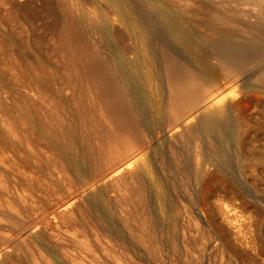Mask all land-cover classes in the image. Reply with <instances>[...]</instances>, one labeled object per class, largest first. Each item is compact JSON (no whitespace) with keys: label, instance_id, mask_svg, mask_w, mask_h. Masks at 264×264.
I'll use <instances>...</instances> for the list:
<instances>
[{"label":"bare ground","instance_id":"obj_1","mask_svg":"<svg viewBox=\"0 0 264 264\" xmlns=\"http://www.w3.org/2000/svg\"><path fill=\"white\" fill-rule=\"evenodd\" d=\"M138 1L107 0L105 12L87 0H0V264H66V252L68 264L79 259L69 247L50 241L48 228L45 236L51 222L73 232L85 254L95 257L94 247H104L95 264H106L107 258L142 264L141 247L161 261L162 235L175 253L177 231L186 235L190 225L198 237L181 236L184 258L180 263L179 254L167 257L170 264H195L187 253L218 240L215 229L206 228L204 188L211 182L209 171L220 172L226 162L217 142L228 130L229 113H239L248 94L236 83L247 65L264 62V23L259 22L264 11L253 22L256 18L245 20L248 14L238 8V18L237 10H230L264 7V0H142L158 12L161 37L141 19ZM195 36L203 45L201 61L226 87L173 49L175 42ZM138 48L154 76L156 129L167 137L168 168L176 181L190 182L187 196L197 211L189 217L182 202L169 200L166 227L152 214L148 191L158 189L166 197L167 180L150 166L154 138L128 70L138 62ZM118 52L131 57L125 60ZM259 73L264 82V66ZM251 151L242 159L264 166V144ZM146 177L151 184H145ZM162 207L157 208L164 214ZM183 213L190 227L179 223ZM3 227L10 235L4 236ZM215 245L223 252L222 243Z\"/></svg>","mask_w":264,"mask_h":264},{"label":"rangeland","instance_id":"obj_2","mask_svg":"<svg viewBox=\"0 0 264 264\" xmlns=\"http://www.w3.org/2000/svg\"><path fill=\"white\" fill-rule=\"evenodd\" d=\"M32 1H34V0H32ZM89 1L90 2H88V0H87V3H92V5L97 6L102 11L108 12V10H106L107 8L109 9V7H107V5H106L107 0H89ZM83 2H84V0H83ZM85 2H86V0H85ZM138 3L140 5V9H141V19L143 21L146 20V22H151L154 26V30L157 33H159L160 34L159 36L161 37L163 34L162 33L163 23H161V22L157 23L156 22V21H159L158 19H161V18L157 17L158 15H156V14H158V12H156L155 9L152 10L151 7H145L144 1H142V0H139ZM101 4L103 7L100 6ZM194 8H196V7H194ZM232 8H233V10H232ZM232 8H231L230 12H234L238 8V10L241 12L242 16H244L245 14H248L247 16L245 15V18H246L245 20H249L248 18H250V17L252 20L256 18L255 21L253 20V22H257L258 21L257 18L260 17V14L262 13V11H264V10H262V9H264V7H255V8L254 7H236V8L232 7ZM238 10L233 14L235 16L237 15L236 18H238V15L241 16L238 13L239 12ZM241 10H243V13ZM260 11H261V13H260ZM257 12H259V13H257ZM255 13H256V15H254ZM261 17H264V14H261ZM251 19L249 21H251ZM259 22L264 23V19H262ZM164 37L166 39V36H164ZM194 39H196V40H194ZM199 43H200L199 39L195 36V38L191 37L188 39H182L181 41L175 42L174 43L175 47L174 46H172V47L177 53L182 54V56H185L187 61H189V63H192V61H196V62H198V64L201 67H203V69H205V71L211 72L209 67L201 61L200 57L202 56L201 51L203 49V47H201V46H203V45L202 44L198 45ZM205 45H206L205 48H207L208 50H210L212 47L211 43L208 44V42H206ZM137 53L140 54V55H137V58H139L138 62H137V64L132 63V66H130V68L128 69L131 71L130 72L128 71V72L130 74L132 81L134 82V86L136 85L135 86L136 87L135 88V92H136L135 98H136L137 102H139V109H140V112L142 113L141 115L145 119H147V120L149 119L148 121L150 122V125H151V131H152L153 138H154L152 150L153 149L154 150L150 152L151 153L150 157H149L151 159L150 160V166L154 169V172L158 173L159 175L162 176V178L164 177V179L167 180L166 197L164 195H161V193H159L158 189H157V192L155 191L154 188L152 189V191H148L149 192L148 194L150 196L149 201L151 203L150 204L151 205L150 210H151V212L153 211L152 214L155 217L158 214L156 219L160 220L159 222L160 223L162 222L161 225L166 227V225L169 221L166 203L169 200L172 199L173 201H177L179 204H180V202H182L180 205L184 209V211H186V213L188 212L187 216H189V217L195 216V214L197 216V211L195 210V207L192 206V204L190 203V196L189 195L187 196V193L190 194V192H191L190 182H188V180H185V179L182 180L183 182L180 181L182 184L179 181H176L177 178L174 177L173 172H172V168H168L167 163H168L169 154L166 151L167 137L164 134H162L161 132H159L160 131L159 129H156L157 122H158V119H156V118H158V114H159L158 113L159 105H158L157 101H155L157 99L156 88H154L152 83H151L152 80L154 79V76L152 74V71L148 67V64L144 63L141 60V48L140 49L138 48ZM119 54L125 60L126 59L129 60L131 57V54L129 55V53H119ZM126 54H127V56H126ZM128 55H129V57H128ZM261 61H260V63L259 62L250 63L249 64L250 66L247 65L245 67L246 73L243 70L240 81H238L236 83L237 86H239V88H242L244 90L246 89L245 94L246 93H248V94L244 95L245 97L243 98L242 101L245 104L246 103L247 104L245 105L243 103L242 110H240L239 113H236V112H235V114H234V112L229 113L228 130H226V127H225L224 136H222V138H219L218 139L219 141L217 142V148H220L218 156L219 157L224 156V159H225L224 161H226L227 163L224 161H223L224 163H221V166H220L221 169H220V172H218V173H214L211 170L209 171V173H210L209 180L211 179V182L208 181V186L206 188H204V196L206 197L204 200V204L206 206V211H205V208H203L204 209L203 213H204L206 220H207V223L209 225V227H206V228L208 230L214 228L215 229V230L213 229L214 232L218 233V234H216L218 236V240L214 241V243L212 241L208 242L206 240L203 243L204 244L203 248L205 250L202 248L198 249L196 247L198 250H196V252H193L192 255H191V253H187L188 254L187 256H189V254H190L189 257L192 256L191 259L193 258V260H195V262H196L195 264H264V168H262L264 166L253 165V164H250L247 160H243L244 158L247 157V155L249 153H250L249 155L252 154L251 150L254 149V151H255V149L257 150V147L259 148L262 146V144H264V129H262V127H264V126H262V125H264V95H262V94H264V82H262L261 79L259 80V77L261 78V74L259 72L262 70V66H264V62H261ZM247 69H249V70H247ZM132 70H134V71H132ZM212 74L214 75V77L217 80L220 81V82L219 81L218 82L221 83V85H223L224 83H225V87H226V85H228L219 76H217L216 73H212ZM142 75H143V77H142ZM262 76H264V75H262ZM135 79H136V81H135ZM262 79H264V78H262ZM138 81H139V83H138ZM138 85L140 86V88H138L139 87ZM146 89H148V90H146ZM139 95H141V96H139ZM150 99H151V101H150ZM256 108H257V110H256ZM232 114H234L233 116H236V117H233ZM241 115H242V117H241ZM152 116L153 117L155 116V117L153 118ZM241 119H243L242 120L243 122L241 121L242 123L239 122ZM244 123L246 124V127H245ZM153 125H155L154 129H153ZM229 125H230V127H229ZM238 126L239 127L241 126V127L238 128ZM157 132H158V134H157ZM261 132H262V134H261ZM156 135H157V137H156ZM161 142H162V144H160ZM164 144L166 146H164ZM242 146H245L246 148H243ZM240 147H242V148H240ZM244 149L247 150L246 151L247 153H245ZM237 151H238V153H237ZM163 152H165V153H163ZM236 155H238V156H236ZM243 155H244V157H243ZM242 157H243V159H242ZM228 161H229V163H228ZM160 162H161V164H159ZM230 166H232L233 168H231ZM250 166H252V167H250ZM146 167L147 166L145 164L143 167H141L143 173L147 172ZM148 167H149V165H148ZM239 167H240V169H239ZM155 168L157 170H155ZM158 168H160V169H158ZM230 168H231V171H230ZM234 168H236V169H234ZM241 168H242V170H241ZM244 170L247 172H245ZM169 173H171V174H169ZM167 175H170V176H167ZM221 179H223L225 181H223V180L221 181ZM147 180H148L147 177L145 178V180H143L145 182V184L146 185L151 184L152 179L150 178L149 179L150 181H147ZM177 182H179V183H177ZM172 183L175 186L172 185ZM170 185H172L173 187L172 186L170 187ZM187 188L190 189V191L186 190ZM172 189H173V191H172ZM209 191H210V193H209ZM181 194H183V195H181ZM184 194H185V196H184ZM159 196H160V198H158ZM186 196H187V198H186ZM180 198H182L183 200ZM179 199H180V201H178ZM159 201L162 203V206H163L162 210L164 209V214L160 212V209H158L160 204H161ZM184 204L186 205V208H185ZM164 205H165V207H164ZM192 207H193V209H192ZM156 211H158L159 213ZM155 212H156V214H155ZM186 213L182 214V216L179 219V223L182 225V227L187 228V227L191 226L190 229L191 228L192 229L190 231L192 232L193 235L191 234V232H188V234H186V235L184 234L185 236L184 235L182 236V234H183L182 229H179L176 233V237L178 238V242H180V246H179L178 251H176L175 253H172V250L169 248V246L167 244L168 240L165 239L166 234L164 235L162 233L163 234V235L161 234L163 237L162 242L164 243L165 246L161 247L160 255H161V259H162L161 261H163V262L165 261V262L161 263L160 260H153V258L150 257L146 252H145L146 254L143 253L145 250L141 247L139 250L141 252V263L142 264H159V263L170 264V262L168 260L170 257H172V259L178 258L177 259L178 262H179V260L184 258L183 254L185 252H184V248L182 246L183 240L180 241L179 240L180 237L182 236L183 237L182 239H184L185 237L186 238H190V237L191 238H197L198 237L197 232H195L196 234H194V228L192 227V225L189 226V223L187 224L188 217L186 216ZM192 213H194V214H192ZM184 223L186 224V226L184 225ZM51 224H53V225L49 226V224H47L48 227L46 225V227L44 228V231L46 234V235L45 234L44 235L45 236L50 235L49 240L53 241L54 244L62 246V248L64 247V245L66 246V248L69 247V248H67V251L68 250L71 251V252L68 251L69 253H71V255H72V253H74L73 254L74 256H79V259H76V260L71 259L70 260L71 264H95L96 260H100V259H96V257L99 256V258H100L102 248H104V247L98 246V245L94 247L97 249L95 252L96 253L95 257L93 254H92V256L90 254H85L84 253L85 250L79 245L76 238L74 236H72L73 232L70 234L71 231H69V233H68L65 228L60 226V224L54 225V222L53 223L51 222ZM53 226L54 227L56 226L55 228H57V229H55ZM58 227H61V228H59L60 230L58 229ZM47 228L54 235H51L50 232L48 235L47 231H49V230ZM45 229H47V230H45ZM62 229H63L62 233H64V231H65L64 234L61 233L63 235V238L65 237L63 242L61 240H59V239H62L61 236H58V235H61L60 232L62 231ZM2 230H3L2 232H4V236L10 235V232H9V234L8 233L5 234V232L9 231L8 227L6 229H4V227H3ZM57 230H58V232H57ZM54 232L56 233V235ZM57 233H59V234H57ZM1 235H3V233H1ZM51 236H55V238H53V237L51 238ZM56 238L57 239L59 238V239L57 240ZM53 239H55V241ZM67 240L68 241L70 240V242H72V241L73 242L72 243H69V242L66 243L65 241H67ZM218 242L223 244V246L221 247V250L223 252H217L219 250H216L215 247H217V246L215 244L217 243V245H218ZM109 243L110 242H107V243H105V245L108 247H112V245L111 244L109 245ZM63 252H64V250H63ZM161 253H163V254H161ZM63 254L67 258V260H66V258H65V260L67 261L66 264H68L69 258H68V256H66L67 252L63 253ZM178 254H179V256H178ZM164 255H166V256H164ZM195 255L197 258L199 257V260H200L199 262H198V259L195 258ZM127 256L130 259H132L130 254H127ZM175 256L176 257L178 256V257L175 258ZM101 257H102V255H101ZM167 257H169V258H167ZM182 260L180 261V263L182 262ZM105 263L106 264L107 263L108 264H116V261L113 258H107Z\"/></svg>","mask_w":264,"mask_h":264}]
</instances>
